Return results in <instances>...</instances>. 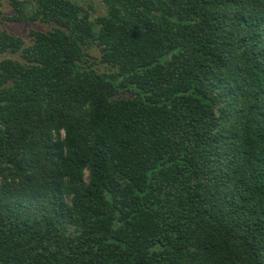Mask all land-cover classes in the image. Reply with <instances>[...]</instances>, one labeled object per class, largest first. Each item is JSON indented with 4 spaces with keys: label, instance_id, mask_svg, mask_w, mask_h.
<instances>
[{
    "label": "trees",
    "instance_id": "1",
    "mask_svg": "<svg viewBox=\"0 0 264 264\" xmlns=\"http://www.w3.org/2000/svg\"><path fill=\"white\" fill-rule=\"evenodd\" d=\"M3 1L0 264H264V0Z\"/></svg>",
    "mask_w": 264,
    "mask_h": 264
},
{
    "label": "rangeland",
    "instance_id": "2",
    "mask_svg": "<svg viewBox=\"0 0 264 264\" xmlns=\"http://www.w3.org/2000/svg\"><path fill=\"white\" fill-rule=\"evenodd\" d=\"M91 3L96 11V14L93 16L103 15L105 13V8L101 3V0H91ZM0 12V23L2 25V28L8 31L9 33L21 36L26 41H28V32L30 29H38L44 27L41 24L18 23L4 20V16H8L11 14V8L4 1L0 6ZM9 56L10 55H0V60Z\"/></svg>",
    "mask_w": 264,
    "mask_h": 264
}]
</instances>
